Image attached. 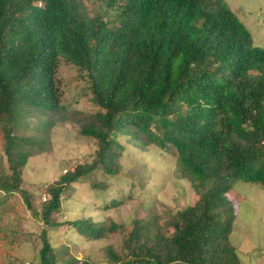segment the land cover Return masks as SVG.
Returning <instances> with one entry per match:
<instances>
[{
	"label": "trees",
	"instance_id": "1",
	"mask_svg": "<svg viewBox=\"0 0 264 264\" xmlns=\"http://www.w3.org/2000/svg\"><path fill=\"white\" fill-rule=\"evenodd\" d=\"M86 1L0 0V138L9 167L0 190H21L23 169L47 145L42 132L66 110L62 61L80 69L102 108L78 118L80 133L98 140L94 157L49 183L50 199L35 212L38 264H59L51 227L68 225L88 240L117 233L113 221L52 217L68 185L120 173L128 147L119 136L139 149L173 150L199 199L165 219L137 218L121 245L102 249V262L65 264H242L231 241L238 207L227 194L238 181L264 186V48L224 0H96L91 10ZM28 120H37L35 132Z\"/></svg>",
	"mask_w": 264,
	"mask_h": 264
},
{
	"label": "rangeland",
	"instance_id": "2",
	"mask_svg": "<svg viewBox=\"0 0 264 264\" xmlns=\"http://www.w3.org/2000/svg\"><path fill=\"white\" fill-rule=\"evenodd\" d=\"M224 1L250 29L253 45L264 48V0ZM86 4L90 10L100 5L96 0H87ZM82 75L77 66L61 62L58 77L63 85L62 105L66 110L60 112L62 118L48 132H42L47 145L42 153L31 157L23 169L21 190L10 195L0 190V264L39 263L43 224L35 212H41L43 203L50 199L46 190L48 184L58 182L77 164L90 162L99 147L96 138L80 133L78 118L90 117L102 110ZM28 121L29 130L35 132L37 120ZM29 130L26 134L30 135ZM118 138L128 147L121 159L120 173L95 172L85 180L68 185L61 195V213L52 217L53 221L86 218L113 221L119 225L117 233L102 240H88L68 225L49 228L59 264L75 259L102 262L105 260L102 249L122 243L126 237L124 229L132 227L137 218L151 221L153 214L165 219L199 199L191 182L182 173L173 150L160 151L153 145L139 149L138 145L129 144L125 137ZM3 144L0 138V173H9ZM93 179L108 183V189L91 188ZM227 195L233 206L238 207L231 241L238 249L242 264H262L264 186L238 181Z\"/></svg>",
	"mask_w": 264,
	"mask_h": 264
},
{
	"label": "built area",
	"instance_id": "3",
	"mask_svg": "<svg viewBox=\"0 0 264 264\" xmlns=\"http://www.w3.org/2000/svg\"><path fill=\"white\" fill-rule=\"evenodd\" d=\"M263 260H264V252H263ZM262 264H264V261H263V263Z\"/></svg>",
	"mask_w": 264,
	"mask_h": 264
},
{
	"label": "clouds",
	"instance_id": "4",
	"mask_svg": "<svg viewBox=\"0 0 264 264\" xmlns=\"http://www.w3.org/2000/svg\"><path fill=\"white\" fill-rule=\"evenodd\" d=\"M248 27V26H247ZM251 32V31H250Z\"/></svg>",
	"mask_w": 264,
	"mask_h": 264
}]
</instances>
